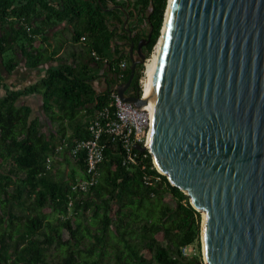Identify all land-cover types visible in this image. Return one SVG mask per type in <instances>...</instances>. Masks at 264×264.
I'll return each mask as SVG.
<instances>
[{"label": "trees", "instance_id": "1", "mask_svg": "<svg viewBox=\"0 0 264 264\" xmlns=\"http://www.w3.org/2000/svg\"><path fill=\"white\" fill-rule=\"evenodd\" d=\"M115 5L128 13L131 38L124 27L127 15ZM167 5L168 0H0V26L11 19L13 30L11 40L10 31L0 32L1 52L26 38L21 47L37 66L44 52H32L35 35L68 20L75 25L73 40L91 44L87 55L95 66L108 59L109 73L104 72L108 87L97 92L90 83V76H96L88 73L90 64L62 63L26 89L0 93V264H204L202 213L159 172L147 150H137L138 161L126 165L122 144L105 136L98 184L87 192L72 188L77 172L82 178L88 175L85 152L73 155L71 149L92 137V120L77 118L83 109L94 118L109 104L118 84L117 64L126 59L131 65L126 54L131 42L136 50L146 39L143 52L152 54ZM42 15L44 26L34 25V16ZM93 51L107 56L99 54L96 60ZM14 65L12 59L5 63L7 71ZM144 68L143 63L137 66L129 95L140 88ZM130 74L129 68L126 81ZM41 93L51 124L47 131L33 107L21 103L23 97ZM58 146L63 149L55 155ZM50 155L52 169L46 165ZM61 156L74 164L71 175L54 171ZM185 246H194L197 253L184 255Z\"/></svg>", "mask_w": 264, "mask_h": 264}, {"label": "water", "instance_id": "2", "mask_svg": "<svg viewBox=\"0 0 264 264\" xmlns=\"http://www.w3.org/2000/svg\"><path fill=\"white\" fill-rule=\"evenodd\" d=\"M113 7L131 38L127 11ZM167 10L148 99L127 93L146 39L131 42L117 91L137 107L151 102L147 144L205 213L204 262L264 264V0H168L163 26Z\"/></svg>", "mask_w": 264, "mask_h": 264}, {"label": "built area", "instance_id": "3", "mask_svg": "<svg viewBox=\"0 0 264 264\" xmlns=\"http://www.w3.org/2000/svg\"><path fill=\"white\" fill-rule=\"evenodd\" d=\"M85 39L86 37H82V40ZM150 55L143 62L145 67ZM91 56L96 60L101 59V56L95 51L91 53ZM104 62L107 63L108 59L105 58ZM129 68L130 63L126 59H123L117 64L115 76L118 84L111 91L109 104L99 111L89 124L92 137L87 140L78 141L71 149L73 155H77L80 151L85 152L88 175V177L79 178L73 183L72 188L75 191L87 192L91 187L98 184L101 178L99 165L104 159L105 149V144L102 143V140L105 136L111 141H118L122 144L125 153L123 163L126 165H131L138 161L139 153L135 148L136 144H140L145 147V150L151 153L147 144L152 119L151 109L146 105L137 107L132 102L124 100L117 91L118 86L126 81L125 79ZM144 76L145 68L139 80L141 98L144 96L142 83ZM62 149V146L56 147L55 155H58ZM53 160V155L47 158L46 165L48 169H52ZM72 201L73 199L70 200V207ZM191 250L192 246H185L183 248L184 255L189 254Z\"/></svg>", "mask_w": 264, "mask_h": 264}, {"label": "crops", "instance_id": "4", "mask_svg": "<svg viewBox=\"0 0 264 264\" xmlns=\"http://www.w3.org/2000/svg\"><path fill=\"white\" fill-rule=\"evenodd\" d=\"M46 15H42L41 17L34 16L33 23L37 26L43 27L44 21ZM12 20L10 19L7 23H3L0 26V32H3L4 29H7L10 31V36H13V30L9 23ZM19 22V21H18ZM52 23V22H51ZM50 24V23H49ZM71 29L74 33L75 31V25L70 23L68 20L59 21L57 23H54L53 26H46L45 30H42L41 33L35 35L34 41H33V53H38L40 51L44 52V55L40 61V63L37 66L31 65L30 60L33 61V58H29L28 55H26L25 50H23V47H21L22 43L27 44L26 38L22 40L17 41V47L16 44H13V47L9 49V53L7 57V52H1L0 51V93L4 95L9 90H23L26 89L35 83L39 81V79L45 75L46 71L50 67H56L62 63H72L77 64L79 62H83L85 64H90L91 66H95V63L93 61L89 60L88 55L81 56L76 51L70 52V58H64L63 57V49L60 48V50L57 49V36L56 33L60 29ZM11 40V38H10ZM9 40V41H10ZM12 59L15 62V65L11 69V71H7L5 67V63L8 62V60ZM89 74H93L96 76H90V83L93 85L94 89L97 92H102L108 87V83L106 80V77L104 76V72H99L94 68L87 69ZM34 99L38 100V104L40 107H35L33 104ZM43 102H44V96L43 93L41 94H29L21 99V103L23 104H29L34 109V115H38L41 118V121L45 122L48 121V117L46 116V112L43 109ZM91 113V112H90ZM89 113V110L83 109L81 111L80 117L77 119L84 120V121H90L93 119L92 114ZM51 127L50 125H44L43 130L47 131Z\"/></svg>", "mask_w": 264, "mask_h": 264}, {"label": "rangeland", "instance_id": "5", "mask_svg": "<svg viewBox=\"0 0 264 264\" xmlns=\"http://www.w3.org/2000/svg\"><path fill=\"white\" fill-rule=\"evenodd\" d=\"M56 36H57V49L60 50V48L63 49V57L64 58H67L69 59L70 58V52L71 51H76L78 54H80L81 56H87V54H89V51L92 49L91 48V44L89 42H82V41H79V42H76L73 40V32L71 29H60L59 31H57L56 33ZM8 53H9V49H8V52H7V57L8 56ZM100 54V53H99ZM148 54V53H147ZM102 57H105L107 56L106 54L102 53L100 54ZM91 68H94L96 69L97 71L99 72H105L107 74L108 71L106 70V67H105V63L101 62L100 65H96V66H91ZM38 100L34 99V102L33 104L35 105V107H37L36 104ZM38 107H40V105L38 104ZM37 107V108H38ZM41 108V107H40ZM50 125V123L48 121H45L44 122V125ZM74 164L73 163H70V164H67L64 159H63V156L59 157L56 162H55V170L56 171L57 169H60V174L63 175H71V172H72V168H73ZM77 178H82V175L77 172ZM44 211L45 212H50V208L49 207H46L44 208ZM85 221V219H84ZM90 229H92V227H90ZM54 248L50 249V252H53ZM197 253V250L194 246H192V250L191 252L188 254V256H191V255H195ZM202 254H203V247H202ZM55 258L54 256L51 257V259ZM204 261V260H203ZM204 264H206L204 262Z\"/></svg>", "mask_w": 264, "mask_h": 264}, {"label": "bare ground", "instance_id": "6", "mask_svg": "<svg viewBox=\"0 0 264 264\" xmlns=\"http://www.w3.org/2000/svg\"><path fill=\"white\" fill-rule=\"evenodd\" d=\"M169 4H170V1H169ZM168 9H169V7H168ZM167 14H168V10H167V13H166L165 23H164L160 38H159L158 42L156 43V46H155L151 56L149 57V60L146 63L145 76H144L143 81H142V83H143V93H144L143 98L144 99H148L147 96H146V93H147V90H148V88H149V86H150V84L152 82V78H153L154 71H155V68H156L157 59H158V55H159V50H160V46H161V41H162L164 29H165ZM146 106L149 109H151V113H152V104H151V102L149 100H148ZM158 169H159V167H158ZM159 171H160V169H159ZM202 216H203V222H204V218H205V213L204 212L202 213ZM203 245H204V241H203Z\"/></svg>", "mask_w": 264, "mask_h": 264}, {"label": "flooded vegetation", "instance_id": "7", "mask_svg": "<svg viewBox=\"0 0 264 264\" xmlns=\"http://www.w3.org/2000/svg\"><path fill=\"white\" fill-rule=\"evenodd\" d=\"M128 56H129V54L128 53H126Z\"/></svg>", "mask_w": 264, "mask_h": 264}]
</instances>
